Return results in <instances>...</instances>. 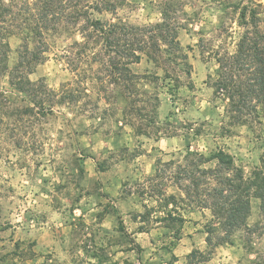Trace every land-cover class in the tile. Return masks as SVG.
Segmentation results:
<instances>
[{"label":"rangeland","instance_id":"obj_1","mask_svg":"<svg viewBox=\"0 0 264 264\" xmlns=\"http://www.w3.org/2000/svg\"><path fill=\"white\" fill-rule=\"evenodd\" d=\"M123 1L114 15L98 18L154 25L171 2L189 75L164 54L157 64L142 57L129 66L136 78L111 85L107 58L82 61L72 46L80 36L58 29L47 34L44 62L29 79L55 93L69 84L68 104L54 99L43 116L26 121L7 109L30 106L26 95L0 77V264H250L264 254V236L241 230L231 243L208 247L209 229L212 244L223 235L218 223L209 210L186 207L173 178L188 148L205 158L223 151L245 176L259 165L262 109L260 123L232 125L224 97L210 86L217 59L233 54L243 34V8L254 9L264 35V0ZM7 42L11 68L22 41ZM168 196L173 206L164 204ZM172 207L185 220L180 227L163 220ZM258 222L253 200L247 224ZM194 251L201 255L189 259Z\"/></svg>","mask_w":264,"mask_h":264},{"label":"trees","instance_id":"obj_2","mask_svg":"<svg viewBox=\"0 0 264 264\" xmlns=\"http://www.w3.org/2000/svg\"><path fill=\"white\" fill-rule=\"evenodd\" d=\"M123 4V0H0V77L7 78L11 88L26 95L30 105L7 107L8 111L27 121L30 117L43 116V111L47 107L50 110L54 99L58 106L72 100L69 84L55 93L44 84L29 79L44 62L48 51L47 34L58 29L80 36L82 42L74 41L72 46L79 50V55L85 59L82 61L99 65L103 56L107 58L102 68L111 85H123L136 78L129 66L139 64L142 57L157 64L164 60V54L178 59L184 74L189 75L187 57L177 41L179 25L171 18V14H175L171 2L160 6L162 20L154 25L138 27L103 22L98 18L103 14L114 15ZM247 12L251 15L248 23ZM239 17L243 34L233 54L217 59L218 76L210 87L214 89V97H224L225 117L229 123L246 126L259 122L258 108L264 115V35L258 29L254 9L243 8ZM12 37L19 38L22 45L16 52L15 63L9 68L7 40ZM209 163L213 165L206 167ZM173 179L183 193L180 201L186 202V207L209 210L218 223L223 235L212 244L214 230L209 229L205 241L208 247L231 243V237L241 230L258 238L264 236V153L259 165L245 176L235 166L233 158L223 151L205 158L188 148ZM253 200L258 201L261 222L251 228L247 221ZM175 201L174 196L163 199L167 206H173ZM176 210L172 207L166 211L163 220L180 227L185 220ZM197 254L201 255L191 252L188 258L193 259ZM256 255L250 264H264V254Z\"/></svg>","mask_w":264,"mask_h":264},{"label":"crops","instance_id":"obj_3","mask_svg":"<svg viewBox=\"0 0 264 264\" xmlns=\"http://www.w3.org/2000/svg\"><path fill=\"white\" fill-rule=\"evenodd\" d=\"M181 241V240H180Z\"/></svg>","mask_w":264,"mask_h":264}]
</instances>
